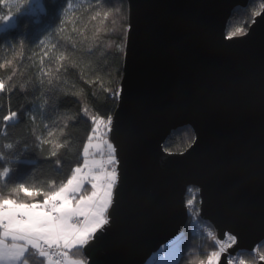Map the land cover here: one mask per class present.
<instances>
[{
	"label": "snow or ice",
	"instance_id": "1",
	"mask_svg": "<svg viewBox=\"0 0 264 264\" xmlns=\"http://www.w3.org/2000/svg\"><path fill=\"white\" fill-rule=\"evenodd\" d=\"M0 5L9 9L0 14V50L6 54L0 58V70H10L0 76V94L6 97L0 103V140L8 141L0 146V264H90L87 249L122 212L131 211L138 201L155 203L153 193L126 155L124 140L130 153L136 138L134 121L111 111L102 114L87 102L84 87L91 89L94 100L103 95L118 105L123 101V87L112 79L107 57H127L135 27L134 5L131 0H0ZM257 18L264 19V0L241 26L227 31L224 40L248 38ZM189 26L195 29L199 25L192 21ZM260 45L264 47V37ZM29 46L31 55L26 56ZM97 53L100 62L90 59ZM25 60L37 69L35 78L28 76L18 83L17 77L25 75L21 70ZM120 74L117 68L116 75ZM69 76L78 77L83 86L73 83L69 87ZM246 77L229 79L228 86L236 87ZM258 77L264 98V60ZM30 84L39 89L40 95L33 97L31 107L21 104L14 108L11 96L17 92L27 95ZM188 94L183 90L176 96ZM62 96L76 97L78 112L61 111ZM35 100L42 101L38 107ZM176 104L188 103L177 100ZM81 118L90 128L77 161L70 163L67 174L62 175L72 150L70 129ZM22 123L25 134L10 139L9 130ZM198 149L201 144L192 134L183 152L170 155H179L180 164L198 153L212 159L214 164L206 173L213 177L218 190L228 183L224 192L232 196L227 206L237 223L247 222L255 213L264 225V195L258 208L238 195L244 183L257 179L264 192V138L254 153L237 141H218L201 152ZM30 153L43 155L56 176L37 180L33 179L34 171L24 173V165L36 164ZM202 191V186H189L184 208L197 233L212 242L211 250L198 261L189 259L187 264H264V243L243 248L239 232L229 229L217 234L212 224L204 222ZM182 238L186 242L181 233L156 252L154 264H179L174 258L177 249L181 259L185 252L190 257V249L178 246Z\"/></svg>",
	"mask_w": 264,
	"mask_h": 264
},
{
	"label": "water",
	"instance_id": "2",
	"mask_svg": "<svg viewBox=\"0 0 264 264\" xmlns=\"http://www.w3.org/2000/svg\"><path fill=\"white\" fill-rule=\"evenodd\" d=\"M248 0H131L134 31L123 58V101L113 114L135 123L136 138L126 155L155 203L138 201L87 249L90 264H142L178 235L187 222L186 189L202 186L201 217L217 234L240 233L246 249L264 240L257 214L237 223L228 210L232 194L218 190L206 173L212 159L198 153L184 164L162 143L172 130L188 125L201 149L218 141H237L255 152L264 138V98L259 69L264 60V19L257 18L248 38L224 40L227 20ZM196 21L197 28L189 23ZM248 76L238 86L227 80ZM183 90L188 95L177 97ZM179 100L187 105H177ZM195 147V146H194ZM191 151V149H189ZM187 155V153H185ZM258 171V169H256ZM239 196L258 208L264 195L258 179L241 186ZM199 199L200 196L198 195Z\"/></svg>",
	"mask_w": 264,
	"mask_h": 264
},
{
	"label": "trees",
	"instance_id": "3",
	"mask_svg": "<svg viewBox=\"0 0 264 264\" xmlns=\"http://www.w3.org/2000/svg\"><path fill=\"white\" fill-rule=\"evenodd\" d=\"M74 3H77L78 0H73ZM261 0H248L247 5L244 7H237L233 14L230 16V18L227 20L226 29L225 31H230L235 27L241 26L242 23L250 16L251 11L254 8H257L259 6V3ZM125 8L128 7L127 4L124 5ZM9 9L5 5H0V14L6 13ZM76 11L79 13L81 9H76ZM5 52L3 50H0V58H3L5 56ZM10 55V54H9ZM25 55H31V46H29L28 49L25 51ZM80 55H83L82 53ZM85 59H89V57H85ZM90 59L100 62L102 58H99V54L97 53V56L90 57ZM107 60L109 64L111 65L110 68H108V71L112 73V79L116 81L117 83H121V79L123 76V57L119 55H110L107 57ZM23 67L22 71H24L25 75L23 78L17 77V82H22V80L27 79L28 76H32L35 78V74L37 69L33 67H29V62L27 60L22 62ZM117 68L120 69V75H116ZM10 70H0V76H6ZM69 87H71V84L76 83L79 86H83V82L79 81L78 77L69 76ZM85 91L88 93L89 100L87 102L91 103L93 107L97 108L102 114L107 113L108 111H111L112 113L116 109L117 103L113 100L105 99L103 95H100L97 100H94L91 98V89H88L86 86ZM22 96L21 102L19 105L24 104L26 107H31L33 97H37L40 95L39 89H33L31 84L28 86V92L27 95L24 93L17 92ZM63 103L61 104V111H70L72 113L78 112L79 110V103H77V98L72 96L67 97H61ZM6 97L4 94H0V103L5 102ZM41 100H35V104L37 107L41 103ZM18 105V106H19ZM17 106V107H18ZM55 117L53 116V119ZM39 120V116H38ZM90 124L85 118H81L77 123L75 127H72L71 134H72V150L68 154V160L64 162V168L62 170V175H66L70 163H75L78 159L79 150L82 147V144L84 140L86 139L87 133L89 131ZM68 131V130H66ZM10 139H16L20 137L24 133V124L22 123L19 127L15 129H10ZM194 134L193 130L190 126L185 125L182 127H178L171 131V133L166 137V139L163 141L162 145L165 148L168 149L169 152H181L185 148H187V145L189 143L190 136ZM8 141L0 140V146H2L3 143H6ZM62 152L65 150H61ZM29 158L36 161L35 165H24L23 166V172L24 173H32L35 172V176L33 179H41L45 177H53L56 176V173L52 170V165L47 163L43 155H38L36 153H30ZM13 179H17V177H13ZM195 187V186H192ZM197 200H199V197L197 196ZM207 221V220H206ZM181 233L184 234L185 239L182 238L178 245H182L186 250L190 249L192 255L189 257L188 253L185 252L184 258L181 259V256L179 254V251L177 255L174 257L179 261V264H187V261L189 259H192L194 261H198L199 259L203 258V253L205 251L211 250V241L206 239V237L201 236L197 233V231H193L189 226L188 223L185 224L184 229L181 231ZM181 233L178 234V236L181 235ZM264 243V240L260 241L258 243L261 244ZM142 264H148L147 260L146 262Z\"/></svg>",
	"mask_w": 264,
	"mask_h": 264
},
{
	"label": "rangeland",
	"instance_id": "4",
	"mask_svg": "<svg viewBox=\"0 0 264 264\" xmlns=\"http://www.w3.org/2000/svg\"><path fill=\"white\" fill-rule=\"evenodd\" d=\"M21 99H22V96H21L20 94H18V93L12 95V96H11V103H12V106H13L14 108H16V107L20 104ZM204 221H206V220H204ZM207 222H208V221H207ZM186 223H187V222H186ZM189 223H190L191 227H194V225H192L191 222H189ZM176 237H178V235L173 236V237H172L171 239H169L167 242H165L164 244H162V245L158 248L157 251L153 252V253L147 258V263H148V264H154V254H155L156 252H158L161 248H163L166 244H168L170 241H173ZM178 242H179V241H178ZM178 246H179V245H178ZM178 251H179V250L177 249V251H176V253H175V256L177 255ZM175 256H174V257H175Z\"/></svg>",
	"mask_w": 264,
	"mask_h": 264
},
{
	"label": "built area",
	"instance_id": "5",
	"mask_svg": "<svg viewBox=\"0 0 264 264\" xmlns=\"http://www.w3.org/2000/svg\"><path fill=\"white\" fill-rule=\"evenodd\" d=\"M187 198V193H186V196H185V199ZM188 216V215H187ZM203 219V218H202ZM204 220V219H203ZM190 218H189V216L187 217V223H188V226L193 230V231H196L195 230V226L194 227H191V225H190ZM205 223H209V222H207V221H204Z\"/></svg>",
	"mask_w": 264,
	"mask_h": 264
}]
</instances>
